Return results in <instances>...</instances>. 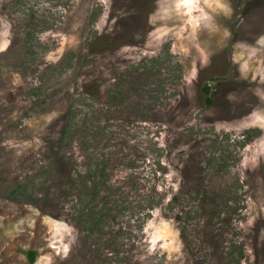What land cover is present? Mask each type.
<instances>
[{
    "label": "rangeland",
    "instance_id": "1",
    "mask_svg": "<svg viewBox=\"0 0 264 264\" xmlns=\"http://www.w3.org/2000/svg\"><path fill=\"white\" fill-rule=\"evenodd\" d=\"M240 246L264 264V0H0V264H236Z\"/></svg>",
    "mask_w": 264,
    "mask_h": 264
},
{
    "label": "trees",
    "instance_id": "2",
    "mask_svg": "<svg viewBox=\"0 0 264 264\" xmlns=\"http://www.w3.org/2000/svg\"><path fill=\"white\" fill-rule=\"evenodd\" d=\"M101 84H98L96 86V89L95 91L93 92L91 90L90 94H99L101 92ZM203 92L204 94L206 95V103H207V106H210L212 103H213V100H212V87L210 85H206L204 86L203 88ZM72 127V124L68 121L65 123L64 125V128H63V131H62V139L61 141H63V138L66 136H68L69 132L71 131L70 128ZM244 136V140H243V143H247L248 141H250L252 139L251 137V134H250V131H246L245 134L243 135ZM106 168L103 167V166H96L94 169L92 170H83L82 172H80L81 174L83 173V175H85L87 177V184H88V188L90 191H91V188L95 189L96 186L95 184H93L90 179L88 178V175L89 177L91 176L92 179L96 180V178L99 177V173L101 174V176L105 175V170ZM161 169V167H160ZM164 172V171H163ZM78 177V175H76ZM93 193H97V191H92V194ZM88 195H90V192H88L81 200H80V204L78 206V209H77V216L80 218V222H83L85 223L86 226H83V227H86V232H87V235H90L92 236L97 230L100 229V227H103V223H102V218H94L93 215L95 214L94 213V208L91 207L90 205V201H88ZM85 198V199H84ZM126 202V201H125ZM124 202V203H125ZM123 203L120 204L118 199L117 201L115 202V204L113 205V207H109L108 210H107V216L111 215V210L114 208V207H119V208H122V206H124L125 204ZM88 216V219H85L84 220V217ZM177 219H181L180 216H177ZM182 235H184V231H182ZM234 246V245H233ZM240 250L238 251L240 254L238 255L236 261L237 263L236 264H239L241 258L243 257L244 255V248L242 246L239 247ZM234 249H235V246H234ZM232 250L230 249L229 251L227 252H224V254L228 257L231 255L230 259L232 260L234 255H235V250ZM222 253H219V256L223 255V251L221 250ZM237 253V252H236ZM28 259H29V262L30 263H34L36 261V252L35 251H29L28 252Z\"/></svg>",
    "mask_w": 264,
    "mask_h": 264
}]
</instances>
